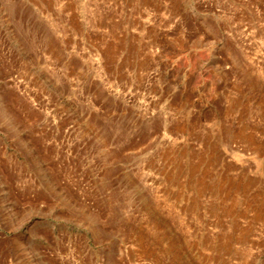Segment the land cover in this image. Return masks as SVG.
<instances>
[{
  "label": "rangeland",
  "instance_id": "rangeland-1",
  "mask_svg": "<svg viewBox=\"0 0 264 264\" xmlns=\"http://www.w3.org/2000/svg\"><path fill=\"white\" fill-rule=\"evenodd\" d=\"M0 264H264V0H0Z\"/></svg>",
  "mask_w": 264,
  "mask_h": 264
}]
</instances>
